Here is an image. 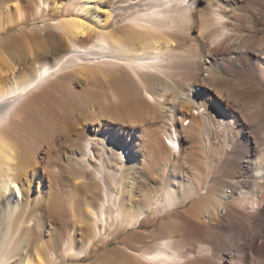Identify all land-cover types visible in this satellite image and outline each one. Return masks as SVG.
Returning <instances> with one entry per match:
<instances>
[{"label":"bare ground","instance_id":"obj_1","mask_svg":"<svg viewBox=\"0 0 264 264\" xmlns=\"http://www.w3.org/2000/svg\"><path fill=\"white\" fill-rule=\"evenodd\" d=\"M0 264H264V0H0Z\"/></svg>","mask_w":264,"mask_h":264},{"label":"rangeland","instance_id":"obj_2","mask_svg":"<svg viewBox=\"0 0 264 264\" xmlns=\"http://www.w3.org/2000/svg\"><path fill=\"white\" fill-rule=\"evenodd\" d=\"M12 32L14 33V30L9 31V32H6V34H7V35H8V34H12Z\"/></svg>","mask_w":264,"mask_h":264}]
</instances>
